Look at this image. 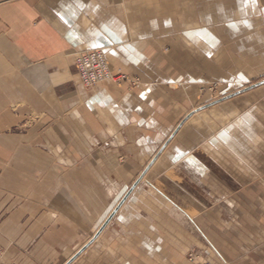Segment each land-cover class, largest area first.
Listing matches in <instances>:
<instances>
[{"label": "crops", "instance_id": "crops-1", "mask_svg": "<svg viewBox=\"0 0 264 264\" xmlns=\"http://www.w3.org/2000/svg\"><path fill=\"white\" fill-rule=\"evenodd\" d=\"M191 256L264 264V0H0V264Z\"/></svg>", "mask_w": 264, "mask_h": 264}, {"label": "built area", "instance_id": "built-area-1", "mask_svg": "<svg viewBox=\"0 0 264 264\" xmlns=\"http://www.w3.org/2000/svg\"><path fill=\"white\" fill-rule=\"evenodd\" d=\"M75 66L84 88L93 87L103 81H114L120 83L125 79V75H115L111 72L109 62L102 50H93L77 57ZM190 261L193 264L200 263L197 258L191 256Z\"/></svg>", "mask_w": 264, "mask_h": 264}, {"label": "snow or ice", "instance_id": "snow-or-ice-1", "mask_svg": "<svg viewBox=\"0 0 264 264\" xmlns=\"http://www.w3.org/2000/svg\"><path fill=\"white\" fill-rule=\"evenodd\" d=\"M250 2L254 4L255 3V0H250ZM246 26L247 27H251V25H248V24H246ZM93 46L95 47L96 45H93Z\"/></svg>", "mask_w": 264, "mask_h": 264}, {"label": "rangeland", "instance_id": "rangeland-1", "mask_svg": "<svg viewBox=\"0 0 264 264\" xmlns=\"http://www.w3.org/2000/svg\"><path fill=\"white\" fill-rule=\"evenodd\" d=\"M117 75V74H116ZM119 76H121L120 74L117 76V77H119ZM123 81V80H122ZM111 82H113V83H115L114 81H111Z\"/></svg>", "mask_w": 264, "mask_h": 264}, {"label": "bare ground", "instance_id": "bare-ground-1", "mask_svg": "<svg viewBox=\"0 0 264 264\" xmlns=\"http://www.w3.org/2000/svg\"><path fill=\"white\" fill-rule=\"evenodd\" d=\"M118 72V71H117ZM120 72V71H119Z\"/></svg>", "mask_w": 264, "mask_h": 264}]
</instances>
